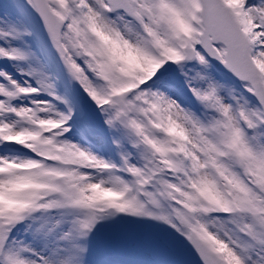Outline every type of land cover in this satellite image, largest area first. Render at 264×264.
<instances>
[{
	"label": "snow or ice",
	"instance_id": "obj_1",
	"mask_svg": "<svg viewBox=\"0 0 264 264\" xmlns=\"http://www.w3.org/2000/svg\"><path fill=\"white\" fill-rule=\"evenodd\" d=\"M33 25L118 134L122 165L66 138L75 109L43 71L35 85L0 71V145L37 157L0 153V264H89L98 226L132 218L169 226L194 264H264V0H3L0 58L28 61L11 41ZM170 244L148 241L149 264Z\"/></svg>",
	"mask_w": 264,
	"mask_h": 264
},
{
	"label": "rangeland",
	"instance_id": "obj_2",
	"mask_svg": "<svg viewBox=\"0 0 264 264\" xmlns=\"http://www.w3.org/2000/svg\"><path fill=\"white\" fill-rule=\"evenodd\" d=\"M3 0H0V4ZM38 19V18H37ZM30 30L33 35H25L22 39L11 41V46L19 49L21 52L28 54L31 58L28 61H12L0 58V71L11 74L12 78L20 81L22 84L27 80L35 85L36 78L29 77L27 73L33 69L43 71L49 77V83L53 85V91L62 97L68 98L72 102L75 109L73 118V130L71 135L66 138L71 142L78 144L82 149L90 151L92 154L105 159L109 163L122 165V150L113 140L117 133L110 132L104 124V118L101 113L96 116L88 114V123L92 131H86L82 126L81 114L84 109V93L79 84L72 81L69 73L63 67L62 62L58 58L53 59L44 45L46 33H43L42 26L33 25ZM0 45L5 44L3 39H0ZM35 53V55H32ZM138 62L132 67H137ZM19 69H24V74H21ZM0 83L8 85L7 79L0 75ZM45 99L53 100V97L44 94ZM30 98H24L20 101H14L17 105L23 103L28 104ZM57 108L61 111H67V106L54 101ZM15 119V117H13ZM94 133V134H93ZM0 153L10 157L20 158H37L34 154L28 152L27 149L18 145H0ZM133 161H136L135 155ZM115 175L121 179H131L130 174L121 173L119 170ZM104 178H108L105 174ZM172 230L169 226L161 222L150 219L132 218L127 220H116L113 227L98 226L97 231L91 238V252L88 260L89 264H104L105 258L112 256L124 264H149L150 250L148 241L154 239H165L171 242L165 253L166 264H194L193 258L184 247L183 243L177 238L174 239V233L170 235ZM49 246L40 245L38 248H43L48 251ZM71 250V243L68 241L57 240L52 251L56 254L67 253Z\"/></svg>",
	"mask_w": 264,
	"mask_h": 264
},
{
	"label": "clouds",
	"instance_id": "obj_3",
	"mask_svg": "<svg viewBox=\"0 0 264 264\" xmlns=\"http://www.w3.org/2000/svg\"><path fill=\"white\" fill-rule=\"evenodd\" d=\"M111 43V42H110ZM124 51V55L127 59L128 65L129 66H134L137 62V58L132 56L131 53L127 52V50H123ZM18 187L20 188H24V189H32L35 186L32 185L30 182L28 181H21L20 184L18 185ZM97 194L101 195V196H106L108 198H115L116 194L110 191H101L99 189H97Z\"/></svg>",
	"mask_w": 264,
	"mask_h": 264
},
{
	"label": "water",
	"instance_id": "obj_4",
	"mask_svg": "<svg viewBox=\"0 0 264 264\" xmlns=\"http://www.w3.org/2000/svg\"><path fill=\"white\" fill-rule=\"evenodd\" d=\"M91 105H92L91 101L87 99V108H91Z\"/></svg>",
	"mask_w": 264,
	"mask_h": 264
}]
</instances>
